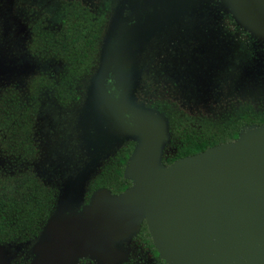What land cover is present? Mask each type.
Here are the masks:
<instances>
[{
  "label": "water",
  "instance_id": "water-1",
  "mask_svg": "<svg viewBox=\"0 0 264 264\" xmlns=\"http://www.w3.org/2000/svg\"><path fill=\"white\" fill-rule=\"evenodd\" d=\"M186 1L134 0L130 11L137 25L124 24L128 18L117 10L96 87L98 108L112 124L100 120L98 127L139 142L125 169L132 186L120 195L96 190L81 214L51 216L33 264H77L84 256L116 264L125 258L116 243L137 236L143 222L167 264H264V126L164 165L168 120L134 103L140 65L130 56L142 48L138 37L125 34L165 24ZM226 5L241 28L264 39V0ZM110 77L115 96L107 87ZM5 248L0 245V264H9Z\"/></svg>",
  "mask_w": 264,
  "mask_h": 264
},
{
  "label": "rangeland",
  "instance_id": "rangeland-1",
  "mask_svg": "<svg viewBox=\"0 0 264 264\" xmlns=\"http://www.w3.org/2000/svg\"><path fill=\"white\" fill-rule=\"evenodd\" d=\"M133 1L119 0L118 11L122 10L124 15L133 5ZM213 1L216 4L212 7L210 4L213 5ZM96 3V0L88 2L92 10L90 8L84 10L80 0H73L70 8L72 22L75 20L76 22H79V20L83 21L84 13L95 16L99 15L100 12L96 8ZM56 5L53 4L52 0H0V30L2 32V36L0 37V40L2 39L0 41V62H8L11 64L9 66H14L12 63L22 61L21 42L19 40L22 35H19V29L25 24L29 28L32 25L33 20H31V17L33 15L37 17L40 14L43 16L47 13L49 15L55 14L57 11V9L54 10ZM207 6L210 7L209 13L216 14L223 12L229 14L226 0H190V11L188 13H200L197 8H206ZM119 12H115L114 17L109 23V27L106 29L99 65H80V61L83 60V53L79 51L76 54H72V56L76 57V65H71V98L74 99L78 95L84 98L85 101L83 102V106L80 107L81 102H78V105L73 107L76 111L73 113L71 124L65 125L64 129L56 127L58 130H64L66 138L50 149H41L40 159L34 161V164L18 163L24 166H20V168L31 166L34 173L39 175L40 180L47 179L49 185L55 186L56 190L60 192V199L55 204L56 210L52 214L54 218L59 217V219L65 220L84 211L95 192H93V188L108 182V178L112 175L104 172H106V169L112 163L111 161L115 156L116 150L131 139L127 136L122 137L118 135L112 128L101 130L98 127L100 120L106 122V124H112V121L106 120L109 114L101 113L98 108L99 102L97 101L98 93L96 87L98 78L102 73L107 45L110 41L113 28L116 25L115 20H117ZM203 12L207 13L208 11L203 10ZM60 13L63 14L62 12ZM87 17L90 20V16L88 15ZM53 18L54 16L48 19L52 20ZM182 18L183 16H179V18L175 15L171 16L168 21L172 20L175 23L169 26L166 33L167 39L172 41H178L177 30L182 34V38H180V45H182L181 52L179 48H175L178 52L172 51L168 53L169 58L166 59L167 65H172L173 68L177 69V73L174 71L170 72L171 75L168 76L170 80L172 76L177 77L178 65L185 63L183 71L186 76L182 71V77L185 78L174 85L160 80H148L145 74V66L143 65L145 54L149 53L148 45H150V42L156 41L155 43H158L161 40L165 41V37L160 36L159 32L149 34L143 28L134 31L132 34L130 32L125 34L127 36L130 34V36L138 37L139 46L142 48L140 54L130 56V61L140 65L137 66V79L135 80L132 93L135 98L134 103L142 108L163 114L169 123V138L162 150V160L174 156L179 150L178 147L184 143L186 137L189 135L195 139L209 140L215 137L216 134H219L228 123L242 113L250 112L258 116L264 115V48H258V46L255 48L251 47V41L257 39L264 42V39L255 38L247 31L248 38L241 39V31L245 30L237 24L235 26L237 28H235L236 32L232 34V39L236 43L233 40H229L228 46L225 45L224 47L220 44L215 50V57L213 59L208 57L203 64L201 61H198V58H201L203 55L199 53V49H196L197 53L195 54L190 51L191 49H195L197 43L198 45L203 44V46H206L213 34H206L204 36L199 32L198 24L187 23L186 27V22L181 21ZM105 19L107 18L105 17ZM233 20L235 19L233 18ZM182 24L185 27L184 29H181ZM45 25L52 27L50 21H47ZM177 25L179 26L175 27ZM202 25L200 24V26ZM170 29H174V31L171 32ZM182 30L185 32L182 33ZM245 44L247 45V50L246 54L242 57L241 54L237 53V50H240V47L237 49V46L241 45L245 47ZM191 45L193 46L191 47ZM224 48L225 54L227 49L229 58V60L226 58L224 65H230L232 69V81L229 85H225L222 81L217 84L225 74L223 68L226 69L225 66L220 65L222 64V60H219L224 52ZM206 54L208 55V53ZM195 59L199 62L198 68L194 66L196 65ZM33 61L32 58L26 57L22 62L31 63ZM129 63L132 65L131 62ZM244 63L246 64L245 66L240 65ZM202 65H208V68L209 65L210 67L211 65H216L220 68V73L214 85H212L213 81L207 80V76H205L207 67L205 69ZM51 71H45L42 74L47 76L48 72L51 74ZM21 75L18 72L10 75H0V94H20L22 100H28L26 97L32 92V80L29 79L27 82L25 80L21 83ZM29 76L30 74L27 77ZM87 81L88 83L86 84ZM41 86L39 94L41 96L44 95L45 99H47V94L52 95L53 92L63 93L64 90L63 87L59 88L56 84L52 86L49 81H44ZM215 87L216 89L214 90ZM55 88L57 90H54ZM211 89L214 91L211 92ZM145 96H152L153 100L156 97L157 99L155 101L141 100ZM75 103L73 102V105ZM159 103H166L168 105V109L174 114V121H172V117L165 109L155 107ZM47 115L43 114L45 125H48V123L51 125L49 119L51 120L52 115L50 114V118ZM178 125H182V127H178ZM48 129L46 127L42 128L41 132H45ZM249 129L247 128L244 131ZM134 142L137 145L139 144L137 140ZM5 163H7L5 159H0L1 169L14 167L10 165L2 167ZM54 177L55 179H53ZM88 198L89 202L84 205L83 202L87 201ZM55 202H57V198ZM134 238V235H132L116 243V247L125 254V258L116 264H155L150 255L137 244ZM46 239L45 228L40 237L32 242H15L6 245L5 249L9 264H23L28 259V264H33L38 256L36 247ZM77 264L101 263L94 257L84 256L78 259Z\"/></svg>",
  "mask_w": 264,
  "mask_h": 264
},
{
  "label": "flooded vegetation",
  "instance_id": "flooded-vegetation-1",
  "mask_svg": "<svg viewBox=\"0 0 264 264\" xmlns=\"http://www.w3.org/2000/svg\"><path fill=\"white\" fill-rule=\"evenodd\" d=\"M52 1L54 5L57 4L56 8L54 9H57L55 14L49 15L47 13L48 15L46 14L44 16L40 14L37 17L33 15L31 17V20H33L32 25H30V27L28 28L25 24L22 25V28L19 29V35H22L19 38L21 42L20 49L22 51L21 59L23 61V59H26V57H30L34 61L31 63L22 61L12 63L14 66H9L11 64L8 62H0L1 76L7 74L10 75L14 72H18L19 74H22V79L20 80L21 83H23L25 80L26 82L29 79L32 80V92L30 95L28 94V96L26 97V99L28 100L26 101L22 100L20 94H0V159H5L7 162L2 165V167H7L8 165L14 166L13 168H0L1 180H5L6 178H12L14 176H20L29 169L36 176L37 174L34 173V170L31 168V166H25V168H20V166H24L18 163H27V165L34 164V161H38L40 159L41 149H50L57 145V143H59L61 140L66 138L64 130H58L56 127L58 126L64 129L65 125L71 124L73 113L76 111L75 109H73V107L78 105V102H81V107L83 106V102L85 101L84 98L78 95L74 99L71 98V65H76V57L72 56V54H76L79 51L83 53V60L80 61V65L100 64V54L102 53V45L104 43L103 39L106 36L105 32L106 29L109 27V23L114 17L115 12H117L119 4V0H96V8L100 12L99 15H96L97 17L93 14L84 13L83 21L79 20V22H76L75 20L72 22L70 8L73 0ZM80 1L81 5H83L84 10H88V8L92 10L90 4L88 5V2H91L92 0ZM189 2L190 0H187L185 2L182 11L179 15L177 14L176 17L179 18V16H183L181 21L183 20L186 22V27L187 23L198 24V28L200 29L199 32H201V34H203L204 36L206 34H213L211 40H208L206 46H203V44L198 45L197 43L195 49H191L190 51L191 53L195 54L197 53L196 49H199V53L203 55L201 56V58H198V61H201L203 63L205 60H207L208 57H210V59H213L215 57V50L217 49V46L219 47L220 44L224 47L225 45L228 46V41L233 40L232 34H234L237 29L236 27V29L232 27L237 26V23L235 20H233V17L230 14H226L223 12H219L216 14L209 13V6H207L206 8H197L200 13H188L190 11ZM212 3L213 5L210 4V6L213 7L216 2L213 1ZM58 9L63 14H61L60 12L59 14ZM139 10L140 8L138 9V11ZM203 10L208 12L204 13ZM132 13L133 11H130V9L124 13L123 18H128V20L124 24H138L135 15H132ZM88 15L90 16V20L87 17ZM53 16L54 18L52 20L48 19ZM105 17L107 19H105ZM47 21L51 22L52 27H48V25H45ZM164 21H166L165 24L160 22L159 24H157L153 28L151 27L147 31L149 34L159 32L160 36L165 37V41L161 40L158 43H155L156 41H154L153 43L150 42V45H148L149 53L145 54L143 65L145 66V74L148 80H160L164 83H171L174 85L179 83L183 78H185L182 77V71L184 70L183 65L185 63H183V65H178L177 77L172 76V79L170 80L168 79V76L171 75L170 72L174 71L177 73V69L173 68L172 65H167L166 59L169 58L168 53L172 51L178 52L177 50H175V48H179L181 52L182 45H180V38H182V34L179 33V31L177 30L176 32L178 33V41H172L167 39V30L169 29V26L175 23V21L172 22L171 20L169 22L167 18ZM200 24L203 25L200 26ZM178 26L179 25L175 27ZM184 28L185 27L182 24L181 29ZM170 31L173 32L174 29H170ZM181 32L184 33L185 31L183 32L182 30ZM1 36L2 32L0 30V37ZM240 38H248V33L242 30ZM0 41H2V39ZM234 43L236 42L234 41ZM251 45L252 48H255L256 46H258V48H264V42L259 41L257 39L251 41ZM192 46L193 45H191V47ZM238 47H240V50H237V53L241 54V56L243 57L246 54L247 45L245 47L238 45L237 49H239ZM206 53H208V55ZM205 55L207 56L205 57ZM226 58H228V53L226 49L225 54L224 48V52L219 60H222V64L220 65L225 66L226 69L223 68V72H225V74L222 76L221 80L217 82V84L222 81L225 85H229L232 81V69L230 68V65H224L226 63ZM198 61L197 59H195L196 65L194 66H196L197 68L199 66ZM240 65L245 66L246 64L244 63ZM202 67H207V69L205 68V76H207V80L213 81L212 85H214L217 76L220 73V68L216 65H211V67L209 65V68L208 65H202ZM50 70H52L51 74H49V72L47 76L42 74L43 72ZM29 74L30 76L27 77ZM184 75L186 76L185 73ZM163 78L165 81L163 80ZM44 81H49L52 86L53 84H56L59 88L63 87V93L53 92L52 95L47 94V99H45L44 95L41 96L39 94L42 87L41 85L44 83ZM87 83L88 81L86 82V84ZM106 83L107 87L110 89L109 91L111 95H117L114 87V80L112 79V77L108 78ZM215 89L216 87L214 88V90ZM54 90L57 89L55 88ZM214 90L211 89V92H213ZM156 99L157 97L153 100L152 96H145L144 98H141V100L147 101H155ZM73 102L76 103L73 105ZM155 107H162L170 114V116L172 117V121L175 120L173 112L168 109V105L166 103L156 104ZM43 114H48L47 117L49 118L52 115L51 120L49 119L51 125H49V123V126L45 125ZM243 117H251V119L258 120L260 122L242 125L238 134H240V132L247 128L264 125V115L258 116L250 112H245L239 115L230 123H228L219 134H216L215 137L210 138L209 140H214L215 138H217L219 135H221V133L226 127L241 120ZM179 126L182 127V125H178V127ZM45 127L49 129L45 130V132H41V129ZM186 139H188V137H186ZM185 141L178 148L183 147ZM130 143H134L135 147V142L128 141L124 143L123 145H121V147L116 150L115 156L113 157L112 161L116 160L122 149ZM176 155L177 153L171 158H174ZM36 177L40 180L39 175H37ZM53 179H55V177ZM43 182L49 185L47 179L43 180ZM52 188L56 189L55 186ZM60 196V192L57 190V202H55V204L58 203ZM88 202L89 198L87 199V201L83 202V204L85 205ZM55 206L53 212H55L56 210ZM134 239L137 244L141 246L145 251V248L143 246L144 244L141 241L137 240L136 237ZM15 242L19 241L14 240L10 243ZM150 257L153 261H155V259L151 255Z\"/></svg>",
  "mask_w": 264,
  "mask_h": 264
},
{
  "label": "trees",
  "instance_id": "trees-1",
  "mask_svg": "<svg viewBox=\"0 0 264 264\" xmlns=\"http://www.w3.org/2000/svg\"><path fill=\"white\" fill-rule=\"evenodd\" d=\"M259 122L251 117H243L226 127L214 140L195 139L189 135L183 147L179 148L177 155L174 158H166L163 164L170 165L177 159L202 152L217 144L233 142L238 139L242 125ZM134 149V143L122 149L117 159L113 160L104 172L112 174L108 182L95 186L93 192L106 188L113 195H120L132 186V181L125 177V169ZM56 193V189L39 180L30 169L20 176L0 179V245H8L14 240L28 243L40 237L54 213ZM135 237L144 244L145 252L155 259V264H167L159 259V253L145 222L142 223L140 232ZM28 260L22 263L28 264Z\"/></svg>",
  "mask_w": 264,
  "mask_h": 264
}]
</instances>
